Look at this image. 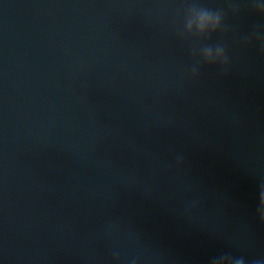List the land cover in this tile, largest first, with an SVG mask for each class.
Wrapping results in <instances>:
<instances>
[{
  "label": "water",
  "instance_id": "1",
  "mask_svg": "<svg viewBox=\"0 0 264 264\" xmlns=\"http://www.w3.org/2000/svg\"><path fill=\"white\" fill-rule=\"evenodd\" d=\"M254 33L251 0H0V264H264Z\"/></svg>",
  "mask_w": 264,
  "mask_h": 264
},
{
  "label": "clouds",
  "instance_id": "2",
  "mask_svg": "<svg viewBox=\"0 0 264 264\" xmlns=\"http://www.w3.org/2000/svg\"><path fill=\"white\" fill-rule=\"evenodd\" d=\"M251 6L253 10L259 12L261 15H264V3L260 2V0H251ZM233 11H236V9L233 8ZM223 18L224 14L222 11H213L207 8H203L202 31L205 27L210 28L212 34L221 31L223 27ZM252 38L260 41L261 51L264 52V36H261L258 33H254L252 37L245 38V42ZM213 50H215V56L212 55ZM205 52L207 53L206 55H197L195 52H193V55L198 56L201 61L209 65L219 64L222 68H225L227 66L228 56L223 45L218 44L214 48L212 46H205ZM198 72L199 66L194 65L191 69L190 75L192 76V78H196L198 76ZM262 203H264V197H262ZM260 217L261 220L264 221V213H261ZM226 259L229 264H244L243 258L233 260L231 257H226ZM133 264H135V261H133ZM253 264H262V262L258 260L254 261Z\"/></svg>",
  "mask_w": 264,
  "mask_h": 264
}]
</instances>
